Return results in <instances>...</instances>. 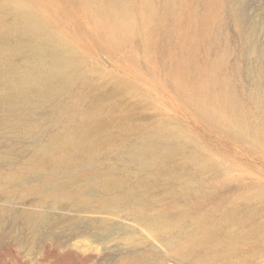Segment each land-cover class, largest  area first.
Returning a JSON list of instances; mask_svg holds the SVG:
<instances>
[{"label":"rangeland","instance_id":"1","mask_svg":"<svg viewBox=\"0 0 264 264\" xmlns=\"http://www.w3.org/2000/svg\"><path fill=\"white\" fill-rule=\"evenodd\" d=\"M129 1L124 0L126 4ZM215 1L219 4L215 15L203 25V36L199 37L201 39L198 45L191 49L189 38L201 26L194 12L202 13L205 10L196 0L186 4L178 19L172 18L169 10L165 9V0H156L158 19L154 24L149 23L141 11L132 6L133 3L127 5L131 15L135 17V22L133 24L128 16H125L124 20L137 29V35L135 40L126 46L112 51L104 45V36L101 37L96 32L97 18L77 13L76 17L68 20V24L59 28L38 14L35 22L45 28L56 43L58 41L65 46H71L67 40L71 38L76 58L83 61L89 70V81L82 79L72 84L63 82L54 88L55 90L47 91L44 107L38 109L33 105L35 118L29 123L42 130L41 135H28L24 128L21 129V136L16 130L5 133L6 130L0 129V156L6 158L5 161H0V173L4 175L13 172L20 161H28L32 157L43 161V154L38 155L37 148L47 146L52 134L60 135L59 143L76 142V138L62 134L63 125L60 123L71 124L79 121L82 114L92 111L96 97L106 104L102 113L107 121L111 122L109 127L115 132L114 135L116 134L114 139L123 143H135L139 139L132 136L131 141H127L126 138L119 137L115 124H112V115L125 112L124 114L137 117L136 121L145 124L160 120L172 121L178 136H196L201 142L204 156L208 154L218 163L217 167L211 168L204 176L186 179L193 186L204 183L207 194H215L214 190L222 187L220 200L223 203L218 217L223 225L226 222V227L222 225L223 228L233 230L237 234L239 231V236L247 234L245 240L237 243V256L231 260L222 259L208 264H264V196L260 195L264 192V156L246 151L251 147L250 142L240 143L225 139L227 131L224 128H213L211 121L205 118L208 112L204 109V105H208L210 109L214 104L221 103L229 105L230 111H238L237 107H241L248 113L256 129L262 126L264 113L260 111L263 105L260 99L264 96V77L257 69L258 61L251 50V43L264 44V0ZM13 3V0H0V40L7 38L12 47L18 42L25 44L19 35V29H16L23 19L12 7ZM36 10V7L29 9L33 14ZM102 13L105 18H111L110 10H102ZM181 17L183 18L179 22ZM73 38H83L92 54L86 57L82 49L74 44ZM0 49H3L2 42ZM187 51L195 56L193 78L198 86L204 85V81L210 79L204 70L207 64L221 60L218 74L224 73L230 79L227 93L232 95L235 92L243 101L225 102L215 94L213 97H205L204 92H201L202 101L199 100L197 106L180 99L166 62L172 57L179 63V58ZM130 56L134 58H129ZM11 59L15 64L23 66L31 59V55L26 50ZM177 66L175 63L174 68L170 69L174 70ZM10 68L9 64L0 65L1 87H7L6 79L10 76L7 74ZM81 96L86 98L85 105L75 112L76 102ZM116 100L120 104L116 103ZM111 102L118 104L116 109L111 108ZM201 103L202 110H199L197 107ZM60 106L64 109L60 110ZM65 108L68 111H65ZM252 130L255 132L253 127ZM183 143L187 154L195 148L188 142ZM111 145L113 146V143L108 145V151L112 155L108 159L102 158L105 162L114 164L120 156H128V150L117 151L112 149ZM45 154L52 157L53 161L62 157L56 150H47ZM180 154L178 151L174 152L175 160L171 163L188 162V159L184 160ZM194 161L197 164L202 163L201 158ZM119 166L124 167L121 163ZM52 167L51 162L48 170ZM102 170L106 171V168ZM119 173L128 178L130 171L119 169ZM169 173L181 176L177 170L171 169ZM41 178L42 176L29 179L25 188L35 187ZM216 178H221L225 183L218 182ZM85 183L86 180L82 182L83 185ZM221 183L224 185L219 186ZM75 187L76 185H72L66 189ZM21 188V185L11 188L4 178L0 177V264H140L135 258L146 253V248L152 249L150 252L153 251L151 257L154 260L163 259L165 264H193L173 254L167 241L150 233L132 217V214H111L97 208H76L67 200L57 204L47 201L39 205L36 193L21 191ZM169 189L179 196L171 202L176 211L186 209L203 214L215 203V199H208L206 196L181 197L179 186H171ZM159 193L157 192V196ZM242 193L253 197H239ZM197 204L202 206L196 208ZM236 205L239 206L238 209ZM160 207L151 204L146 206L145 210ZM224 210L229 211L228 215ZM27 212H41L46 224L33 229L28 224ZM247 213L250 215L249 221L246 225L243 224L241 229L240 222ZM101 219L110 220L113 223V231L108 232L106 228H102L99 225ZM124 227L135 236V243L126 242ZM91 240L94 242H90ZM65 249L77 250L82 256L91 255V258L85 261L64 258L62 255ZM221 252L225 253V250Z\"/></svg>","mask_w":264,"mask_h":264},{"label":"bare ground","instance_id":"2","mask_svg":"<svg viewBox=\"0 0 264 264\" xmlns=\"http://www.w3.org/2000/svg\"><path fill=\"white\" fill-rule=\"evenodd\" d=\"M13 1L12 7L23 19L22 24L18 25L16 29H19V35L25 44L18 42L12 47L7 38L0 40L3 47L0 49V65L9 64L11 67L7 73L10 75L6 79L7 87L0 86V129L6 130L5 133H8L9 130H16L20 136L23 133L21 130L23 128L26 129L25 132L28 135H41L42 130H38L29 122L35 118L33 105L38 109L44 107L47 91L55 90L54 88L63 82L72 84L82 79L89 81L87 74L89 70L83 61L76 58L75 46H72L71 38H67L71 46H65L57 40L56 43L47 30L35 22L38 14L59 28L68 24V20L76 17L77 13L89 14L97 18L98 30L96 32L101 37L104 36V45L109 51L120 49L136 38L137 29H134L133 25L124 20V17L128 16L133 24L135 22V17L129 12L127 5L133 3L132 6L138 8L149 23L154 24L158 19L156 17V0H141L140 2L130 0L128 4L124 0ZM190 1L192 0H165L164 7L169 10L172 18L178 19L179 14ZM196 1L201 3L205 10L202 13L194 12L199 18L201 26L189 38L190 49L198 45L201 39L199 37L203 36V25L215 15L219 5L215 0ZM32 7L37 9L34 14L29 11ZM102 10H110L111 18H105ZM182 18L178 21L180 22ZM73 42L82 49L86 57L92 54L83 38H73ZM26 50L29 51L31 59L23 66L15 64L11 58H15L20 52ZM251 50L257 57V69L264 77V44L252 42ZM129 58L134 57L130 56ZM194 60L195 56L187 51L183 52L178 60L179 63L175 62L172 57L166 62L169 67L170 78L173 80L177 89V96L180 99L197 106L199 100L202 101L201 92H204L205 97H213L215 94L217 98L220 96L225 102L243 101V98L238 97L235 92L232 95L227 93V87H230L228 86L230 79L224 73L218 74V68L222 65L221 60L207 64L204 70L210 79L204 81V85L198 86L193 78V66L196 65ZM175 63L178 66L172 70ZM219 87L222 89L219 90ZM260 100L263 102L260 111L264 113V96ZM84 101L86 98L82 96L77 100L75 112H78V109L85 105ZM116 103L111 102V108L116 109L117 105L120 104ZM105 108L106 104L99 97H96L92 111L82 114L79 121L71 124L60 123L63 125L62 134L76 138V142L59 143L61 141L59 140L60 135L52 134L47 146L37 148V154H43V161L35 157L28 161H20L15 171L7 172L4 175L0 173V177L4 178L11 188L14 185H21V191L36 193L39 198V205H43L47 201L57 204L59 201L67 200L76 208H97L102 212L111 214H132V217L145 226L150 233L167 241L169 250L177 257L183 258L184 261L193 264H208L222 259L231 260L237 256L239 248L237 243L240 240H245L247 234L243 231L244 234L239 236V228L237 229L238 234L233 230L223 228L224 225L226 227V222L223 225L221 218L218 217L221 203H223L220 200L222 187L216 188L215 194H207L204 183L201 182L193 186L186 179V177L204 176L211 168L217 167L218 163L215 162V159L208 154L204 156L200 140L196 136L191 138L178 136V131L175 130L176 127L173 126L172 121L160 120L152 124H145L136 121L137 117L124 114V112L120 115H112L111 118L112 124L114 123L115 128H117L118 136L126 138L127 141H131L132 136H136L135 138L139 140L135 143H123L114 139L116 134L114 135L115 132L109 127L111 122H108L102 113ZM197 108L202 110V103ZM237 108L238 111H230L229 105L224 103L214 104L210 109H208V105H204V109L208 112L205 118L211 121L210 124L212 123L213 128H224L227 131V135H224L225 139L240 141V143L250 142L251 147L247 148L246 151L249 153L256 152L264 156V122H262L261 127L256 129L248 113L241 107ZM59 109L64 108L60 106ZM65 111L68 110L65 108ZM252 127L255 132H253ZM183 142H188L195 148L187 154ZM111 143L114 146L111 145V148L114 150H128V156H120L114 164L105 162L102 158L108 159L112 155L108 151V145ZM47 150H56L61 153L62 157L53 161L52 157L45 154ZM176 151L181 153L183 159H188V162L171 163L175 160L174 152ZM200 158L202 163L197 164L194 159ZM5 160V157L0 156V161ZM51 162L53 167L49 171L48 166ZM119 163L124 167H120ZM103 168H106V171L102 170ZM119 169L130 171L128 178L120 174ZM171 169L179 171L181 176L171 175L169 173ZM39 176L42 178L35 187L25 188L29 179ZM63 176L66 178L61 179L60 177ZM216 179L218 182H222L221 178ZM85 180L86 183L83 185L82 182ZM222 183L219 186H223ZM72 185H76L75 189H66ZM171 186H179L181 197L187 198L189 195L190 197L206 196L208 199L209 197L215 199V203L203 214L186 209L176 211L171 202L178 199L179 196L169 189ZM157 192H160L159 196H157ZM241 195L245 198L253 197V195L246 193L240 194L239 197ZM260 195L264 196V192ZM151 204H157L161 207L149 211L145 210V207ZM237 205L238 209L239 206ZM201 206L202 204H197L195 207L200 208ZM224 213L227 214L229 211L224 210ZM252 214L254 215V212ZM26 217L29 226L33 229L46 224L41 212H27ZM249 217L250 215L247 213L245 218L241 222L239 221L242 225L241 229L243 224H247ZM172 222L175 223L171 225ZM235 224L237 223L235 222ZM99 225L106 228L108 232L113 231V223L110 220L101 219ZM124 234L127 243L131 244L137 241L126 227H124ZM90 242H94V240ZM146 250V253L135 258L136 262L140 264H165L163 259L155 258L154 260L151 257L153 251L150 252V250L152 249L146 248ZM221 250H225V253H222ZM62 256L80 261L91 258V255L82 256L73 249H65Z\"/></svg>","mask_w":264,"mask_h":264}]
</instances>
